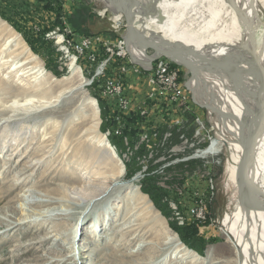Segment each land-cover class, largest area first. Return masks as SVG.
Instances as JSON below:
<instances>
[{
    "label": "rangeland",
    "instance_id": "obj_1",
    "mask_svg": "<svg viewBox=\"0 0 264 264\" xmlns=\"http://www.w3.org/2000/svg\"><path fill=\"white\" fill-rule=\"evenodd\" d=\"M99 2L0 0L2 28L16 32L27 45L26 39L45 41L41 50L43 56L33 52L28 45L53 81L39 87L40 90L34 93L36 98L43 100L44 97L58 96L62 90L60 87L68 82L82 84L81 89L69 99H63L59 107L37 113L19 112V126L13 124L15 121L8 122L13 112H4L1 105L14 102L23 88L18 85L21 82L18 83L14 73H10L8 68H0V221L10 218L14 223H20L11 229L0 225V264H152L154 261L158 264H239L235 247L227 240L221 227L222 218L234 210L239 196L234 186L226 184L228 153L225 144L217 146L221 165L212 159L203 161L196 157L177 162L191 158L198 148H208L210 140L216 137V122L209 117L206 107L195 102L187 86L192 73L174 60L161 57L173 72H177L180 94L173 101L170 97L159 96L156 87L149 84L147 75L138 76L133 73L134 69L128 73L120 71L122 61L119 60L112 68L110 66L113 72L108 70L102 78L93 79L98 64L109 55L96 43L78 59V52L67 31L71 32L70 39L77 42L81 38L101 37L114 43L123 38L126 40L128 31L125 17L117 21L111 10L103 12V5ZM261 14L264 22V12ZM262 35L263 28H260L257 36L260 39ZM7 37L0 30V47ZM47 52L50 54L46 55ZM148 53L151 56L154 51L149 47ZM92 54L96 55L94 63L90 60ZM72 62L78 67L80 76H73ZM55 66L58 74L50 68ZM25 78L21 77L22 80L29 79ZM116 79L119 81L115 82L122 85L121 91L113 93V98L103 95L106 82ZM57 84L59 86H55ZM88 97L97 102L100 138H105L117 154L115 165L122 164V183L137 186L141 191L142 180L153 175L162 191V203L166 205L169 217H164L142 191L154 206L153 213L148 211V205L142 199L132 200L127 206L128 190L118 200L107 203L103 200L94 202L95 198L87 196V191L82 189L87 176L94 181L98 171H113L110 164L100 170L95 168L100 148L93 143L91 151L81 152L86 139L80 140L78 135L70 139L73 143L68 152L63 149L73 122L72 116L71 120L67 117L71 114L77 119L83 111L92 113L84 103ZM197 119L204 125V136L198 138L196 131L200 126ZM16 128L20 133H16ZM112 138L119 152L111 144L109 139ZM127 164L132 170L130 177L127 176ZM85 171L89 173L83 176ZM50 198L56 200L50 203ZM39 201L53 204L51 207H61L65 215L49 221L41 219L39 213L45 210ZM210 205L213 214L208 219ZM83 211L91 213L85 221L79 218ZM130 211L134 216L127 222L136 225L125 229L130 225L127 222L123 224V217ZM172 222L179 228L190 223L204 225L201 235L207 241H214L207 244L204 256L190 249L188 256L182 257L180 253L176 258L177 247L171 248L168 259L164 252L159 253L166 242L163 234L168 231L177 235L178 247L189 249L170 227ZM76 225L78 233L74 237L71 233ZM48 236L52 241H45ZM56 244H62L65 251L57 250ZM171 255L172 260L175 259L173 262L169 260Z\"/></svg>",
    "mask_w": 264,
    "mask_h": 264
},
{
    "label": "bare ground",
    "instance_id": "obj_2",
    "mask_svg": "<svg viewBox=\"0 0 264 264\" xmlns=\"http://www.w3.org/2000/svg\"><path fill=\"white\" fill-rule=\"evenodd\" d=\"M98 1L103 5V12L111 10L117 20L124 17L123 10L129 11L133 31H127L126 42L136 60L149 62L161 53H166L172 55L175 62L187 67L192 73L187 86L195 102L206 107L209 117L216 122L217 131L214 134L216 137H213L209 150L216 149L220 143L225 144L228 153L225 163L226 184L234 186L239 192L236 207L232 212L226 213L221 220L222 230L227 240L235 247L239 264H264V22L261 17L262 11L264 12V0ZM260 28H263V35L259 39L257 32ZM0 30L5 36L8 35L0 47V68H8L10 73H14L18 83L21 82L18 85L23 88L22 93L16 95L14 102L1 105L4 112H13L7 119L8 122L15 121L13 124L19 125L21 122L18 118L19 112L23 110L37 113L59 107L63 99H69L81 89V83L68 82L60 87L62 90L58 96L42 98L46 99L45 101L37 99L34 93L40 90L39 87L53 83L49 73L38 56L16 32L2 26ZM149 47L155 48V55H149ZM21 57L25 59L18 60ZM71 71L75 73L73 76L77 74L80 76L78 67L73 62ZM21 77L29 79L22 80ZM85 100V106L92 113L87 114L88 112L83 111L82 116L77 119L71 114L67 117L68 120L73 117V122L69 128V137L64 140L63 149L68 152L73 143L70 139L78 135V139H86L81 152L91 151V145L94 144L100 148V154L95 159V168L100 170L105 167L104 165L110 164L113 171H98L94 181L87 176L82 189L87 191V196L95 198L94 202L103 200L107 203L118 200L128 190L129 203L125 202L127 206H130L132 200L142 199L145 205H148V211L153 213L154 206L137 186L122 183L124 176L122 164L115 165L117 154L113 151V147L107 144L106 139L99 136L97 102L89 97ZM56 128L57 126L55 131ZM256 131L255 149L247 168V176L261 192L260 194L248 191L244 187L241 175L250 139ZM16 133L20 131L17 129ZM45 136L46 134L43 135ZM99 162L101 164L98 166ZM88 173L89 171H85L83 176ZM50 200L52 203L56 199L50 198ZM248 202H251L253 207H250ZM38 203L44 206L43 210H45L39 213L41 219L45 218L49 221L65 215L61 207H51L53 204L40 201ZM85 212L83 211L79 216L84 221L91 215ZM132 212L123 217V224L134 216L131 215ZM0 225L11 229L20 223L5 218L0 221ZM127 225L130 226L125 229L132 228L136 224L127 222ZM140 228H143L142 225ZM81 230L84 232L83 226ZM77 233L78 225L71 236L75 237ZM163 235L166 242L163 243L159 253L164 252L166 259L172 247H177L176 258L180 253L182 257L191 253L190 249L178 247L179 239L171 231ZM46 239V242L52 241L51 236ZM54 247L61 252L65 251L62 244H56ZM169 260H172V255ZM152 264L158 262L154 261Z\"/></svg>",
    "mask_w": 264,
    "mask_h": 264
},
{
    "label": "built area",
    "instance_id": "obj_3",
    "mask_svg": "<svg viewBox=\"0 0 264 264\" xmlns=\"http://www.w3.org/2000/svg\"><path fill=\"white\" fill-rule=\"evenodd\" d=\"M67 33H69V40L74 43L75 51L78 52V59L80 56L84 55L86 51H90L91 48H93L96 45V43H98L104 48L106 55H109L108 58L104 57V59H102L101 62L99 61L100 63L97 66L96 74L93 79L102 78L101 76H103L108 70L109 71L112 70L111 68L114 66V64H116V61L119 60V62L121 61L123 62V63L121 62L120 64L121 65L119 67L120 71L124 73H128V72H132L130 71L131 69H134L133 73H136V75L138 76L147 75L149 84L156 87L159 96L170 97V100L173 101L176 95L180 94V91H178V87L176 83L177 72H173L163 58L154 57L149 62L148 61L138 62L134 58L133 54H131V52L129 51L125 38H123L122 40L120 39L116 43L109 40H105L101 37L81 38L80 41L77 42L70 39V35H71L70 30H68ZM90 60L93 63L96 62V55L92 54L90 56ZM113 71L114 70H112V72ZM115 81H119V79L108 80L106 82L103 95L105 96L111 95L110 97L113 98L114 97L113 93H119L121 91L122 85L119 82H115ZM153 96L155 97L154 94ZM120 102L123 103V101ZM196 122L200 126L199 129L196 131L197 132L196 138H198L199 136H204L203 135L204 125L200 119H197ZM211 146H212V140H210V146L208 148L204 150L198 148L196 149V153L191 158L177 160V162L194 159L196 157L203 159V161L212 159L215 164L221 165L218 147L210 151L209 149L211 148ZM137 176L140 177L141 175H137Z\"/></svg>",
    "mask_w": 264,
    "mask_h": 264
},
{
    "label": "trees",
    "instance_id": "obj_4",
    "mask_svg": "<svg viewBox=\"0 0 264 264\" xmlns=\"http://www.w3.org/2000/svg\"><path fill=\"white\" fill-rule=\"evenodd\" d=\"M48 6V5H47ZM19 29L18 27H16ZM28 45L32 49L33 52H35L38 55H42L41 50L42 47L45 46V41L39 38H35V40H27ZM50 54V52L46 55ZM53 54V53H52ZM43 56V55H42ZM52 70L55 71L56 74H58L57 66L50 67ZM137 122V120H136ZM104 130V128H102ZM135 132V130H134ZM133 132V133H134ZM132 133V132H131ZM111 144L116 147L117 152H119L118 147L114 144V139H109ZM145 151V150H144ZM143 151V152H144ZM142 154V153H141ZM127 176H131L130 172H132L131 168L127 164ZM154 172V171H153ZM130 173V174H129ZM134 173V172H133ZM132 173V174H133ZM141 191L144 195H147L152 200L154 206L157 210H159L164 217H169L170 214L168 212V209L165 204L162 203V191L158 188L156 182L154 181L153 175H148L144 180L141 182ZM213 214L212 206L210 205L208 209V219H211V215ZM205 226H207L208 222L204 223ZM204 225L202 224H189L188 226H185L183 228H179L175 223H170V227L178 233L180 236V239L182 243L189 249L195 251L200 256H204L207 244L210 242H214L213 240L207 241L202 235H201V228Z\"/></svg>",
    "mask_w": 264,
    "mask_h": 264
},
{
    "label": "water",
    "instance_id": "obj_5",
    "mask_svg": "<svg viewBox=\"0 0 264 264\" xmlns=\"http://www.w3.org/2000/svg\"><path fill=\"white\" fill-rule=\"evenodd\" d=\"M122 13H123V15H124V17L126 19V22H127V30L132 32L133 28H131V22H130V18H129V16H130L129 11L126 9V10H123ZM151 49L155 52V48L154 47H151ZM157 57H167V58L173 60L172 59V55L166 54V53H161V55H159ZM256 137H257V131L255 133H253V135H252V137L250 139L248 152H247L248 154H247L245 162H244V164L242 166L241 175H242V179H243V182H244V187L247 188L248 191L260 194L261 192H259L258 189L250 182V180H249V178L247 176V168H248V166L250 164V160L252 158V154H253L254 149H255V139H256ZM248 200L250 201V199H248ZM248 203H249L250 207H253V204H251V202H248Z\"/></svg>",
    "mask_w": 264,
    "mask_h": 264
}]
</instances>
